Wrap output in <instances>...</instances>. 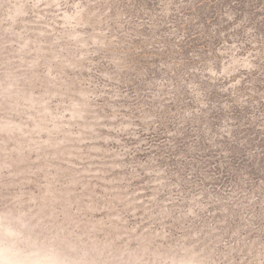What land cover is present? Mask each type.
Returning <instances> with one entry per match:
<instances>
[{"label": "rangeland", "instance_id": "rangeland-1", "mask_svg": "<svg viewBox=\"0 0 264 264\" xmlns=\"http://www.w3.org/2000/svg\"><path fill=\"white\" fill-rule=\"evenodd\" d=\"M21 223L85 264H264V0H0V250Z\"/></svg>", "mask_w": 264, "mask_h": 264}, {"label": "clouds", "instance_id": "clouds-1", "mask_svg": "<svg viewBox=\"0 0 264 264\" xmlns=\"http://www.w3.org/2000/svg\"><path fill=\"white\" fill-rule=\"evenodd\" d=\"M23 229L22 223L8 228L11 243L8 249L0 250V264H85L57 242L29 238Z\"/></svg>", "mask_w": 264, "mask_h": 264}]
</instances>
